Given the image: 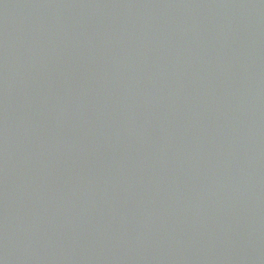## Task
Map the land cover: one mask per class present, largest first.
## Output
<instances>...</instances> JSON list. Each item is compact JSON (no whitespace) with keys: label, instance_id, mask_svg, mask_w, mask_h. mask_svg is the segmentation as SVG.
Returning a JSON list of instances; mask_svg holds the SVG:
<instances>
[{"label":"water","instance_id":"obj_1","mask_svg":"<svg viewBox=\"0 0 264 264\" xmlns=\"http://www.w3.org/2000/svg\"><path fill=\"white\" fill-rule=\"evenodd\" d=\"M0 264H264V0H0Z\"/></svg>","mask_w":264,"mask_h":264}]
</instances>
